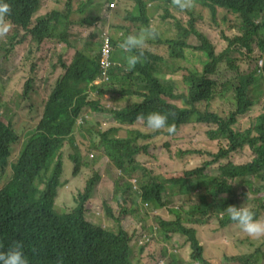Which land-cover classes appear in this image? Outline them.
<instances>
[{
	"label": "trees",
	"instance_id": "obj_1",
	"mask_svg": "<svg viewBox=\"0 0 264 264\" xmlns=\"http://www.w3.org/2000/svg\"><path fill=\"white\" fill-rule=\"evenodd\" d=\"M120 1H130L138 10L123 19L129 27L141 30L148 26L142 0H117V4ZM152 1H163L179 15L165 22L160 39L157 35L153 39L162 46L155 56L145 51L146 61L126 72L122 67L126 54L114 44L115 65L109 71L112 85L105 89L90 85L101 69L99 56L92 53L89 44L83 50L75 49L70 64L61 65V75L54 73L52 79L34 72L33 80L22 86L18 95L25 107L33 100L42 106L17 154L13 147L18 135L10 122L0 120V251L22 242L29 264H264V240L252 245L249 253L219 262L203 256L197 231L214 219L217 225H212V235L226 232L235 222L225 209L245 204L251 199L249 195L256 197L252 202L257 200L253 206L256 218L264 219V112L249 128L239 126L240 119L264 98V0H196V6L187 11L173 6L171 0ZM6 2L12 7L8 17L12 30L24 33L19 42L29 37L37 45L45 43L48 55L63 44L73 48L69 40L72 26L93 28L100 22L101 5L94 9L91 0L77 7L81 17L76 20L71 19L70 1L63 11H43L42 0ZM199 22L212 30V39L197 26ZM117 28L128 35V29ZM231 28L236 33L228 35ZM192 38L195 46L190 44ZM260 60L262 66L258 67ZM46 63L38 61L36 66ZM181 71L184 73L177 80ZM92 92L108 94L113 106L105 108L100 99L90 97ZM226 92L234 102L224 110L214 109L211 102ZM83 108L94 112L103 109L117 125L98 133L97 141L91 143L116 171L112 175L103 172L111 181L104 188H113V193L109 205L99 206L104 218L99 224L84 217L91 208L87 204L84 209V204L99 175L87 179L86 172H80L83 164L73 143L75 120ZM152 112L170 113L168 123L175 124L176 132L169 135L165 130L146 128L138 117L142 114L146 118ZM118 126L126 128L125 137H116ZM187 127L201 129L207 143L224 142L212 156L215 162L245 146L254 158L245 163L221 164L216 175L207 173L213 163L204 160L206 151L202 149L179 150L180 159L194 155L201 161L184 165L176 174L156 167L148 168V172L137 160L140 154L149 156L156 141H162L168 150V139ZM66 146L71 153L65 158ZM66 160L72 163V171L62 176ZM138 174L136 180L141 182L136 187V180H132ZM165 183L177 187L182 201L171 203L162 197ZM125 187L135 189L149 210L130 212L121 203ZM67 188H75L80 194L69 209L58 212L57 193ZM155 211L162 214L151 215ZM148 222L153 224L152 229L149 227L152 234L144 230ZM244 237L254 241L246 234ZM174 239L186 240L185 247L169 245Z\"/></svg>",
	"mask_w": 264,
	"mask_h": 264
},
{
	"label": "rangeland",
	"instance_id": "obj_2",
	"mask_svg": "<svg viewBox=\"0 0 264 264\" xmlns=\"http://www.w3.org/2000/svg\"><path fill=\"white\" fill-rule=\"evenodd\" d=\"M67 1H70L72 7L71 19L76 20L80 18L81 14L76 13V9L80 4L87 3L88 0H42V10L63 11ZM92 1L94 9H97L98 5H101L98 10L100 22L93 28H84L77 25L72 26L69 29V40L73 48H67L63 44V46L60 45L56 47V52L54 54L48 55L45 43L37 45L33 43L29 37H26L21 44L16 45L15 42L24 36V33L21 30H12L9 38L4 42H0V120L10 122L18 135V143L13 147V152L16 154L21 143L28 136V130L35 124L33 118H37L38 112L42 106L33 100V103H30L25 107V104L18 95L22 86H24L29 80H33L32 76L34 72L39 74L40 77L49 76L53 79L54 73H58L60 75L63 73V70L60 68L62 64H70L74 56L75 49L83 50L85 45L89 44L93 50L92 53L99 56L103 33L108 32L110 34L112 40L117 43L118 49L121 35H126L123 30H119L117 27L121 26L122 29H128V34H137L140 31L136 27H129L128 24L123 21L124 18L129 17L131 14L138 11L134 9L132 2L120 1L114 10L107 11L104 0ZM142 2L144 3L143 13L149 19L148 26L154 25L156 27L157 37L160 39V35L165 29V22L179 15L172 12L163 1L142 0ZM38 16L41 15H37L36 17ZM197 26L200 29L205 30L209 38L212 39L210 32L212 30L210 28L200 22ZM233 33H236L234 28H231L227 32L228 35ZM213 36L217 37L216 33H213ZM190 44L192 46L197 44L194 38L191 39ZM220 44L224 45L225 43L222 41ZM160 49H162L161 45H158L155 40L149 39L146 51L155 56ZM59 54L61 55V58L58 57ZM116 56L119 57L117 52ZM43 60L47 62L46 65L37 67L36 64L38 61ZM122 67L124 68V71H128L126 69V63H124ZM250 68L241 71H247ZM183 73L184 71H181L176 75L177 80H180V76ZM107 86L108 85H104L101 86V88L105 89ZM90 97L100 99V102L105 106V108L113 106V104L109 102L108 94L98 96L95 92H92ZM233 102L231 93L226 92L222 96L217 95V97L211 102V105L214 109L224 110L229 103ZM262 112H264V98L259 104L253 107L252 111L248 115L240 119L239 126L249 128L255 118ZM83 116L85 117L84 123L79 127V131L74 134L75 143L79 147L82 155L83 167L80 172H86L87 179L94 174L99 175L101 172H108V174L112 175V172L116 171L110 166L109 162H106L104 157H102L97 151L90 148L89 138L97 131H103L111 126L117 125H115L113 117L103 109H100V111L97 112L86 110ZM118 128L119 131L117 136L125 137L127 134L126 128L123 126H118ZM168 143L169 148L167 150L162 145V141H156L150 149L149 156H143V154H140L137 156V160L147 170L150 167H156L158 169H165L167 174H176L182 170L184 165L198 164L201 161V158L194 155L185 156L180 159L177 153L179 150L202 149L206 151L204 160L213 163L207 169V173L209 175H216L217 168L221 164H225L227 162L234 164L245 163L249 162L253 158L252 152L245 147L244 149L229 155L226 159L215 162L212 156L219 151V149L224 145V142L213 141L212 143H207L202 135V130L198 127H187L181 129L180 132L168 139ZM70 153L71 149L69 146H66L63 150L64 157L66 158ZM90 155H92V157H90ZM152 156H155L156 159ZM71 171L72 163L69 160L64 161L62 176L71 174ZM139 176L140 175L138 174L134 176V178L137 179ZM140 182L141 180H136L135 186L138 187ZM130 184L132 185V183ZM164 187L165 191L162 193V197H167L171 203L177 199L182 201V194H177L178 189L175 185L165 183ZM92 188V198L86 202L85 206L87 204H91L93 198L95 197L97 187L93 184ZM78 193L80 192L76 191L75 188L72 191L70 188L59 191L55 203L56 211H62L63 213L65 212L63 210L69 209ZM112 193L113 188H104L99 193L100 202L98 205H92L90 208L88 217L95 220L97 224L104 220L102 214L99 212V206L102 203H107ZM120 198L121 203H123L124 206L134 214L145 213L150 208L149 205L144 207L145 203L140 201L135 189L129 191L125 187L120 194ZM249 198L251 199L245 202V205H251L252 207L255 206L257 204V200L254 202L252 201L256 197L249 195ZM236 199L238 200L239 197ZM107 205H109V202ZM161 214L162 213L160 211L151 213L153 216ZM164 215L169 217V214L166 211L164 212ZM261 215H264V212ZM148 223L149 224H144V230L152 234L153 231L149 232V227L152 229L153 224L152 222ZM212 225H217V222L214 219H212L210 224L197 228L200 244L203 247V256L207 259L225 262V257L249 253L254 249L252 245H257L259 243V241H251L244 237V235L231 224L230 228L226 232H220L218 236H213ZM160 243L161 242H159V244ZM175 243L179 246L185 247L186 240L174 239L169 241V245H173Z\"/></svg>",
	"mask_w": 264,
	"mask_h": 264
},
{
	"label": "clouds",
	"instance_id": "obj_3",
	"mask_svg": "<svg viewBox=\"0 0 264 264\" xmlns=\"http://www.w3.org/2000/svg\"><path fill=\"white\" fill-rule=\"evenodd\" d=\"M91 2H93V1L91 0ZM171 3L173 6H175L176 8H178L181 11H187V10H190L196 6V0H171ZM106 8L109 11L114 10V9H109L108 6ZM11 12H12L11 5L9 3H7L6 0H0V42L6 41L9 38V36L11 35L10 31L13 29V24H12L11 20L8 19V17L11 15ZM156 35H157V29L154 25H149L147 27L142 28L139 31V33H137V34H128L125 37L123 36V34L121 35L120 43L118 44V48L121 49L126 54L123 57V59L126 63V69L127 70L130 71V70L134 69L137 66V64H141V63L146 61L147 57L145 55V51L148 48V41H149V39H155ZM106 37H108L110 42H111V50H110V48H107L105 50L106 59L104 61V67H105V69H107L109 66L110 67L107 70V72L105 74H103L104 70L101 67L100 60H101V54H102L103 41H104V38H106ZM19 40H17L15 42L16 45L21 44V42H19ZM114 44L117 45V43L112 40L110 34L108 32L103 33L102 39H101V49H100L99 58H98V63H99L101 71H100L99 75H97L92 80L90 85L100 86V87L104 86V85H108V87H110L112 85V79L109 76V71L115 65V62L112 60V55L116 49V46H114ZM113 48H114V51H113ZM110 63H111V65H110ZM85 112L86 111L83 108L81 114L75 120V125H74L73 131L78 132L79 127L81 125H83L84 118H85L83 115L85 114ZM169 115H170V113L152 112V113H149L146 118L144 117V115L141 114L138 117V119L144 121L146 128L150 129L153 132L165 130L169 135H172L176 132V126H175V124H169L168 123ZM255 120H256V118H255ZM255 120L252 122V125L255 122ZM110 128H112V127H109L108 129H110ZM108 129L103 130V131H97L93 136H91L89 138L90 148L92 150L97 151L96 149H93L91 147V143L93 141H97V138H96L97 134L100 132L107 131ZM116 137L118 138L117 133H116ZM73 143H74L75 148H77L79 151L80 158H81L80 163L82 164L81 151H80L79 147L76 145L74 139H73ZM245 147H247V146H245ZM245 147H243L242 149H244ZM247 148L250 150L249 147H247ZM252 154H253V152H252ZM90 157H92V155H90ZM253 158H254V154H253ZM106 162L108 163L110 161L108 160ZM93 176H92V178H93ZM99 176L97 177V183L95 185L97 188L100 185L101 179L103 178V175L101 173L99 174ZM135 180L136 179H133L132 181L134 182ZM96 191H97V189H96ZM79 194L80 193H78V195ZM90 198H92V197H90ZM147 206H148L147 204H144V207H147ZM84 209H85V204H84ZM225 211L228 214V217L230 218V220L232 222H235L233 225L244 236L246 234L250 239H252L254 241L264 240V219H257L256 218L255 212H254L253 207L251 205L242 204L239 207L229 205L225 209ZM87 213H88V211H85V213H84V217H85L86 221L89 220L87 217ZM263 217H264V215H263ZM0 247H2V245H0ZM22 248H23L22 242H15L6 252L0 251V264H29L28 259L25 257V255L22 251Z\"/></svg>",
	"mask_w": 264,
	"mask_h": 264
},
{
	"label": "built area",
	"instance_id": "obj_4",
	"mask_svg": "<svg viewBox=\"0 0 264 264\" xmlns=\"http://www.w3.org/2000/svg\"><path fill=\"white\" fill-rule=\"evenodd\" d=\"M104 1L107 3V6H108L109 9H115L116 6H117V0H104ZM107 48H110V50H111V42H110L108 37L104 38L103 47H102V54H101V60H100L101 67L104 70L103 74H105L107 72V70L109 69V67H110L109 66L107 69H105V67H104V61L106 59L105 50ZM110 65H111V63H110ZM258 65L259 66L262 65V61L261 60H260V62H258ZM159 264H163V263L160 262Z\"/></svg>",
	"mask_w": 264,
	"mask_h": 264
},
{
	"label": "crops",
	"instance_id": "obj_5",
	"mask_svg": "<svg viewBox=\"0 0 264 264\" xmlns=\"http://www.w3.org/2000/svg\"><path fill=\"white\" fill-rule=\"evenodd\" d=\"M101 174L103 175V178L101 179V182H100V185L98 186V188H97V191H96V193H95V197H94V199L92 200V203L90 204V207H92V205H97V202H96V194L102 189V188H104L105 186H109L110 184H111V181H110V179L109 178H107L105 175H104V173L103 172H101ZM90 211H88V213H89ZM88 213H87V217H88ZM88 219H91V218H89L88 217ZM91 220H93V219H91ZM95 221V220H94Z\"/></svg>",
	"mask_w": 264,
	"mask_h": 264
}]
</instances>
